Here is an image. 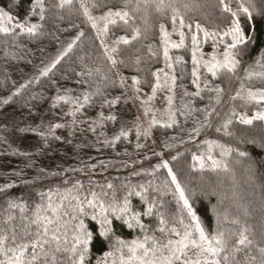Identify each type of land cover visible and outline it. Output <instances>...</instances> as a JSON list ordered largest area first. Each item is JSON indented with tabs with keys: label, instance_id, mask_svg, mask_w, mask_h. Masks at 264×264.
<instances>
[{
	"label": "trees",
	"instance_id": "obj_1",
	"mask_svg": "<svg viewBox=\"0 0 264 264\" xmlns=\"http://www.w3.org/2000/svg\"><path fill=\"white\" fill-rule=\"evenodd\" d=\"M241 2L246 5L254 4L258 10H264V0ZM56 3L58 0H45L47 11L44 21H40L38 16L31 18L30 23L42 25L36 35L24 33L17 36L14 33H0V186L11 183L14 187L8 190V196H31L35 199V190L63 186L64 179L81 180L86 188L91 186L96 191H100L103 186L109 192V197L112 190H108L106 186L111 183L120 198L127 193L126 186H137V190H140L138 186L143 185L146 189L144 195L149 200L156 201L155 210L163 212L170 218L178 212L174 185L171 184L167 169L156 168V165L167 161L186 193L193 198L190 202L194 203L207 232H212L217 227L214 208L219 210L221 219L225 211L236 214L238 209L248 208L252 213L248 223L252 228L251 238L254 244L237 253L236 258L239 264H259V248L264 247V148L258 145L264 140V122L256 121L252 126L235 123L231 127L234 133L232 137L224 136L222 132L217 133L215 130L230 108L234 107L237 113H247L250 116L259 106L244 105L241 100L229 99L239 87V82L235 78L231 86L226 83L225 78L214 81L225 89L219 105L209 100V96L214 94L207 91L202 93L203 100L199 97L184 96L185 89L188 92L196 90L191 84L193 68L191 35L196 32L195 23H200L208 31H223L230 23L222 18L218 0H164V6L160 11H157L159 0H139L138 5L136 0H132L129 8L138 9L135 12L136 20L133 26L140 28L141 36L129 45H114L117 37L122 35L130 37L131 31L129 29L126 32L122 27L116 29L111 26L108 35L105 36L109 48L116 46L119 49L115 54L116 59L123 60L124 63L118 62L116 67L124 81L132 85L131 77L136 76L141 81L139 85L141 91L138 94L144 96L152 93L150 85L156 82L152 76L153 72L158 69L170 72L165 68L159 25L164 23L171 33L170 39L176 42L180 37L172 33V9L175 8L179 15L184 17L186 24L193 25L191 31L187 27L183 29L186 47L170 49L169 54L173 62L177 56L183 58L182 63L175 65L178 79L174 89L173 109L183 110V106L189 101H192V107L197 109L206 106L209 110L215 108V113L210 118L212 127H203L201 134L194 138H190L189 133L198 126L197 122L203 123L202 112H193L187 118L177 114V124L172 128L156 124L151 128L147 138L143 136L137 138L136 124L140 127L141 124L137 119L134 104L125 85L121 87V79L105 56L95 30L86 22L78 3L63 9L53 7ZM113 5L116 8L123 7V0H110L109 6ZM236 6L237 2L233 0L232 7L235 9ZM30 7L31 0H0V9L13 17L12 22L6 23L5 26L12 27L15 23H24ZM105 11L107 7H101L93 9L92 14H101ZM255 25L259 29L256 33L258 41L250 47L248 54L241 58L242 66H253L252 70L262 71L264 69L255 67V61L264 52V17L256 16ZM80 32L84 34L77 40ZM198 35L202 43L203 33ZM70 39L75 40L72 49L46 76H42L41 67L44 66L46 57L61 44L72 43ZM210 44L211 40L206 43L205 49H208ZM153 52L156 55H152ZM137 57L139 63H136ZM238 75L243 77V71L241 70ZM245 83L252 88L264 87V82L256 79ZM22 85L24 87H21ZM98 87L102 95L93 96L92 105L85 106L81 113H77L75 125L70 126L73 118L64 115L72 105L61 101L57 107H52L57 95H70L82 99V94L93 93ZM117 97L120 98L118 104L111 108L107 106L101 108L105 99L112 100ZM100 112L105 116L114 114L117 120L105 122L104 127L97 128L94 133L88 130V122L97 119ZM57 123L65 126L50 132V126ZM121 128L128 131L127 138L122 137L115 145L103 143L105 139L111 140ZM40 133H43V136ZM204 140H218L240 151H246L248 155L241 157L237 152H232L222 158L227 164L226 169L221 166L212 170L210 161H206L204 169L198 165L193 167L192 155L193 153L199 155L204 151L203 147H198ZM248 140H256L257 144H249ZM137 144L142 147L137 148ZM213 154L217 159H221L219 150H215ZM172 157L176 159L173 160ZM91 165H95V168H91ZM74 168L83 171H71ZM40 169H44L45 172L41 173ZM51 173L62 175L52 176ZM37 177L39 179H36ZM33 180L35 182L31 185L23 183ZM153 188H159L160 191H153ZM3 200L4 197L0 195V204ZM130 201L134 210L143 211L145 205L141 203L140 197L133 195ZM110 219H113L115 235L126 241L154 235L161 242H166L167 228L172 226L171 223L165 225L166 231L161 233L157 230L160 227L158 216L143 217L142 222L149 228L147 233H143L138 228L129 229L114 217ZM176 227L179 228V225ZM223 227L235 226L230 222H224ZM108 250L107 244H97L91 249L88 259L92 264H96L97 258L102 257L103 252ZM252 256L257 259L252 261L250 259ZM108 264H111V258Z\"/></svg>",
	"mask_w": 264,
	"mask_h": 264
},
{
	"label": "snow or ice",
	"instance_id": "obj_2",
	"mask_svg": "<svg viewBox=\"0 0 264 264\" xmlns=\"http://www.w3.org/2000/svg\"><path fill=\"white\" fill-rule=\"evenodd\" d=\"M232 2L233 0H218V8L222 18L225 21H230L225 30L208 31L200 23H195L196 32L191 35L193 65L191 84L196 90L188 92L185 89L184 91V96L199 97L201 100L204 99L202 93L205 91L213 93L214 95L209 96V100L219 105L222 102L225 89L219 84H215L214 81L225 78L229 86H231L233 78L239 82L235 94L231 95L229 99L231 101L241 100L244 105L255 104L259 107L250 116L247 113H237L234 107L230 108L223 121L215 129L217 133L222 132L227 137L234 135L231 127L235 123L252 126L256 121L264 122V87L252 88L245 83H250L254 79L264 82V70L254 71L252 70L253 66L243 67L241 59L248 54L250 47L258 41L256 33L259 29L255 25V17H264V10H258L254 4L246 5L241 0H236L237 6L234 9ZM74 3L79 4V10L91 28L97 30L98 37L107 36L110 26L116 29L122 27L126 32L130 29L131 36L117 37L113 42L114 45H129L141 36L140 28L133 26L136 20L135 12L138 9L129 8L132 0H123V7L120 8H116L114 5L109 6L110 0H58V3L54 4L53 7L63 9L66 6H72ZM136 3L138 5L139 0H136ZM163 6L164 0H159L157 11H160ZM101 7H107V11L100 16H94L92 10ZM46 11L45 0H31L30 11L25 17V22L6 27L5 24L11 23L13 17L0 9V33H14L17 36L24 33L36 35L42 25L30 23V20L32 17L38 16L40 21H44ZM172 13V33L179 35L178 42L170 39L171 33L166 29L164 23L159 25L165 68L169 69L171 74L164 69L153 72L152 76L155 77L156 82L150 85L152 95L148 97V100L141 101V104H148L156 98L158 90L161 89H166L167 92L172 93L165 97L168 105L165 109L167 120L166 122L158 121L155 112H153L148 128L141 130L140 125L136 124L137 138L141 136L147 138L151 128L156 124H160L164 128H172L177 124V114L187 118L193 112L204 113L203 123L197 122L198 126L189 133L190 138L199 136L203 127H212L210 118L215 113V108L209 110L206 106L203 109H197L192 107V101H189L183 106V110L173 109L174 89L178 79L175 74V65L182 63L183 58L177 56L173 62L169 50L186 47L183 29L187 27L191 31L193 25L186 24L184 17L179 15L175 8L172 9ZM177 20H179V28H177ZM101 23L102 26H100ZM199 33H203L204 43L209 40L212 41L213 52L209 54L207 59L204 58L201 51ZM83 34L80 32L76 39L78 40ZM74 43L75 40L53 61L50 67L41 72V75L46 76L60 62V59L72 49ZM101 47L104 48V54L113 66L118 62L124 63L123 60L118 61L116 59L115 54L119 51L118 47L108 48L104 45L103 40H101ZM149 50L151 51V46H149ZM152 55H156V53L153 52ZM136 63H139V57H137ZM255 67L264 69V52L255 61ZM241 70L244 73L243 77L238 75ZM162 73L164 76L163 83H161ZM131 81L134 92L138 94L141 91L139 87L141 81L136 76L131 77ZM120 85L121 87L124 86L123 79ZM99 95H102L99 87L93 93L82 94V99L70 95H57L52 107H57L61 101L64 104L72 105L64 115L73 118L70 126L75 125L77 113H81L85 106H91L92 97ZM135 98L140 99L139 95H136ZM119 99V97L112 100L105 99L101 108L105 106L111 108L118 104ZM7 102L6 100L5 103ZM150 111L152 109L145 107L144 115L147 116ZM116 120V115L105 116L103 112H100L97 119L88 122V130L95 133L97 128L104 127L105 122ZM81 123H85V121H81ZM64 126L59 123L53 124L49 131L53 132L55 129ZM100 134L103 135L102 132ZM40 135L43 136V133ZM122 137H128V131L123 128L111 140L105 139L103 143L115 145L116 141ZM54 138L60 139V137ZM247 143L257 144V141L248 140ZM136 146L137 148L142 147L140 144ZM258 146L264 148V140L260 141ZM198 147H203L204 151L199 155L193 153L192 160L194 162L193 167L198 165L201 169L206 167V161H210L212 170L221 166L226 169L227 164L222 158L229 156L232 152H237L241 157L248 155L246 151H240L238 148L225 145L218 140H204ZM215 150H219L221 159L214 156ZM20 155L28 154L20 153ZM172 159L175 160L176 157H172ZM90 167L95 168V165ZM156 168L167 169L171 184L174 185V194L178 200V212L171 215L170 218L163 212L155 210L156 201L155 199L149 200L144 195L146 189L143 185L138 186L140 190H137V186H126L128 188L127 193L120 198L113 190L111 183L106 186L108 190H112L111 197H109V192L103 186L100 191H96L91 186L86 188L81 180L64 179L62 181L63 186L56 185L54 187L49 186L46 190L44 188L35 190V199L31 196H8V190L14 187L11 183L0 186V195L4 197L3 203L0 204V264H92L88 257L91 255V249L97 244H107L109 250L104 251L102 257L97 258L96 264H108L109 258H111V264H239L236 254L254 244V240L251 238L252 228L248 223L252 218V213L248 208H240L236 214L225 211L222 219L219 210L214 208L217 227L212 232H207L197 214L194 203L190 202L193 198L186 193L168 162L163 161L156 165ZM71 171L81 172L83 170L74 168ZM40 172L44 173L45 170L40 169ZM51 175L62 174L51 173ZM45 178L47 177L45 176ZM34 182L35 180L23 181L24 184L28 185ZM165 187L167 188V181ZM153 191L159 192L160 189L153 188ZM133 195L140 197L141 203L145 205L143 211L133 209L130 201V197ZM150 216L159 217L160 227L157 230L161 233L166 231L165 225L172 224L171 227L167 228L168 239L166 242H161L154 235H145L143 239L131 241L120 239L115 235L113 219H110V217H114L116 220L122 221L129 229L138 228L141 232L147 233L149 228L142 222V218ZM224 222H230L235 227L224 228ZM176 225H179V228ZM259 253V264H264V247L259 248ZM250 259L255 261L257 258L252 256Z\"/></svg>",
	"mask_w": 264,
	"mask_h": 264
},
{
	"label": "rangeland",
	"instance_id": "obj_3",
	"mask_svg": "<svg viewBox=\"0 0 264 264\" xmlns=\"http://www.w3.org/2000/svg\"><path fill=\"white\" fill-rule=\"evenodd\" d=\"M103 13L101 14H93L94 16H100L102 15ZM102 26V23L101 25ZM95 33L97 35V30H95ZM98 37V36H97ZM100 43H101V40H103L104 42V45L107 46L106 44V38L105 36H99L98 37ZM71 40L73 41V39H70V42ZM205 45L206 43L203 42L202 40V43H201V51L203 52L204 54V58L207 59L209 54H211L213 52V48H212V41H211V44L209 46L208 49H205ZM68 47V44H61L58 49H56L55 51H52L45 59V64L43 67H41V72L50 67L53 63V61L56 60V58L58 56L61 55V53H63L65 51V49ZM108 47V46H107ZM109 48V47H108ZM222 51V48L220 49ZM199 55V53H198ZM120 79L124 80V77L121 75V73L118 71L116 65L114 66ZM166 72H168V70H165ZM164 82V76H163V73L161 74V83ZM124 85L126 87V90L128 92V95L130 97V99L132 100L133 104H134V107H135V110H136V113H137V117H139V121H140V124H141V129H146L149 127V121L152 119V114L153 112H155V116H156V119L157 120H167V114L165 112V109L168 107L167 105V102L165 100V97L168 96V95H171L172 93H169L167 92L166 89H161V90H158L157 94H156V98L151 100L148 104H141V101L142 100H148V97L152 95L151 94H148V95H140V94H137L136 95H139L140 99H136L135 97V93L133 91V88L131 85H128V83L126 81H124ZM160 98L161 100L160 101H157V99ZM145 107L147 108H150L152 109V111L149 112V114L147 116L144 115V109ZM262 182V181H261Z\"/></svg>",
	"mask_w": 264,
	"mask_h": 264
}]
</instances>
